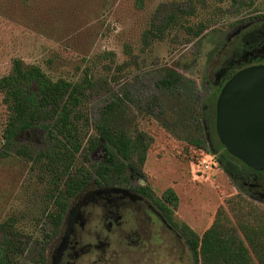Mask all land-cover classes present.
Listing matches in <instances>:
<instances>
[{
	"label": "rangeland",
	"instance_id": "1",
	"mask_svg": "<svg viewBox=\"0 0 264 264\" xmlns=\"http://www.w3.org/2000/svg\"><path fill=\"white\" fill-rule=\"evenodd\" d=\"M263 17L264 0H0V77L15 57L39 64L53 79L77 81L91 67L97 81L88 100L92 136L105 107L119 98V125L152 137L145 164L133 163L128 175L146 178L157 196L173 187L180 197L176 221L202 234L219 207L231 213L230 197L264 212V202L242 191L214 154L194 144L204 141L209 81L227 58L224 43L241 25ZM171 69L187 82L180 90L160 86ZM8 116L0 92V223L19 219L16 227L29 244L18 264H36L32 257L50 230L42 209L46 185L39 169L30 170L32 158L5 147ZM37 133L19 145L46 148V132ZM85 155L79 163L98 165L109 153L100 146L89 161ZM171 254L168 263L179 264V253Z\"/></svg>",
	"mask_w": 264,
	"mask_h": 264
},
{
	"label": "trees",
	"instance_id": "2",
	"mask_svg": "<svg viewBox=\"0 0 264 264\" xmlns=\"http://www.w3.org/2000/svg\"><path fill=\"white\" fill-rule=\"evenodd\" d=\"M82 72L77 81L53 79L39 64L15 57L11 71L0 77V92L9 113L4 145L9 151L32 158L30 170L39 169L41 181L46 185L42 209L50 230L43 233L38 251L32 257L36 264H50L71 205L84 190L94 181L114 184L128 180L127 170L132 169L133 163L145 164L152 142V137L144 131L132 134L119 125V98L105 107L95 125L97 134L92 136L87 111L97 81L91 67ZM184 82V77L171 69L161 79L160 86L165 91L180 90ZM221 89L207 97L208 112L204 110L200 127L204 141L194 144L214 154L219 167L231 178L246 177L250 167L228 152L216 130L215 110ZM210 113L212 120L205 118ZM40 131L46 132V148L37 152L28 143L19 145L23 137L32 138ZM100 146L109 153L106 161L98 165L79 163L80 155L85 153L89 161V154ZM162 198L168 204L167 214L176 220L179 195L169 187ZM236 199L230 197L226 201L231 213L224 206L218 208L213 223L202 234L187 222L176 221L201 264H264V212L243 198ZM18 222L12 216L0 223V264H18V258L28 252L29 243L22 241L25 236L17 229Z\"/></svg>",
	"mask_w": 264,
	"mask_h": 264
},
{
	"label": "flooded vegetation",
	"instance_id": "3",
	"mask_svg": "<svg viewBox=\"0 0 264 264\" xmlns=\"http://www.w3.org/2000/svg\"><path fill=\"white\" fill-rule=\"evenodd\" d=\"M247 23L224 43L227 58L220 62L215 77L209 81L211 93L223 87L233 70L237 73L250 66L264 65V17ZM209 115L212 120L213 115ZM250 169L248 176L232 180L242 191L264 202V170ZM148 187L146 178L132 173L121 183H91L71 205L72 208L85 201L60 264H169L172 251L179 253V264H199L184 230L167 214V202ZM89 191L94 192V197L86 200ZM66 229L67 220L54 245L50 264Z\"/></svg>",
	"mask_w": 264,
	"mask_h": 264
},
{
	"label": "water",
	"instance_id": "4",
	"mask_svg": "<svg viewBox=\"0 0 264 264\" xmlns=\"http://www.w3.org/2000/svg\"><path fill=\"white\" fill-rule=\"evenodd\" d=\"M246 25L248 23L238 27L233 36ZM216 130L230 154L252 169L264 170V65L244 68L223 85L217 104ZM102 192L106 190H99ZM93 197L92 191L85 195L86 200ZM84 202L77 203L69 211L65 236L51 264H60Z\"/></svg>",
	"mask_w": 264,
	"mask_h": 264
}]
</instances>
